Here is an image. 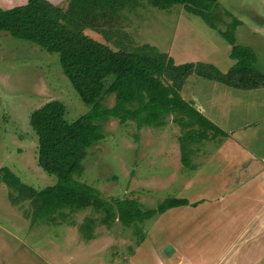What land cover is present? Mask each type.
I'll use <instances>...</instances> for the list:
<instances>
[{
  "label": "rangeland",
  "instance_id": "rangeland-1",
  "mask_svg": "<svg viewBox=\"0 0 264 264\" xmlns=\"http://www.w3.org/2000/svg\"><path fill=\"white\" fill-rule=\"evenodd\" d=\"M211 1L206 16L180 4L160 9L140 2L120 11L112 25L102 26L104 32L84 33L113 49L147 44L176 64L207 62L226 73L234 61L222 32L231 30L236 44L255 52L256 70L263 74L264 0ZM179 93L226 134L211 138L213 130L195 123L196 140L189 139L192 132L174 114L163 125L97 120L103 138L88 148L76 179L112 205L129 198L150 211L174 197L203 199L197 207H173L131 224L103 222L104 211L92 205L42 217L0 170V264H248L249 257L264 264V245L252 246L246 228L252 208L262 207L264 87L236 89L192 73ZM52 99L64 103L68 122L90 108L64 75L57 52L0 31V168H10L37 190L57 177L37 163L29 119ZM102 104L111 107L113 95H105ZM168 244L174 249L169 257L162 252Z\"/></svg>",
  "mask_w": 264,
  "mask_h": 264
},
{
  "label": "trees",
  "instance_id": "trees-1",
  "mask_svg": "<svg viewBox=\"0 0 264 264\" xmlns=\"http://www.w3.org/2000/svg\"><path fill=\"white\" fill-rule=\"evenodd\" d=\"M140 2L160 9L180 4L202 16L214 4L211 0H68L66 6H60L48 0H27L11 8H0V31L36 43L48 52H57L64 75L90 106L73 122L66 120V106L57 99L30 114V126L37 136V163L57 177L55 184L37 190L23 183L10 168H0L6 184L21 199L29 200L39 216L46 217L61 208L92 205L104 211L103 222L117 219L131 224L173 207L190 205L181 197L166 199L150 211L129 198L114 199L112 205L102 200L93 187L76 179L83 172L82 161L88 148L103 138L96 121L115 117L120 122L163 125L166 117L174 114L173 120L192 132L189 139L196 140L192 129L195 123L213 130L214 138L226 133L181 97L185 79L194 73L236 89L264 87V73L256 70L255 52L249 46L236 44L231 30L222 32L231 45L229 57L234 61L226 73L207 62L176 64L168 54L147 44L135 50L113 49L84 33L87 28L104 32L102 26L109 27L120 11L133 9ZM238 24L234 20L232 28ZM105 95H113L111 107L103 106ZM201 135L204 138L206 132ZM186 140L184 135L182 148Z\"/></svg>",
  "mask_w": 264,
  "mask_h": 264
},
{
  "label": "crops",
  "instance_id": "crops-1",
  "mask_svg": "<svg viewBox=\"0 0 264 264\" xmlns=\"http://www.w3.org/2000/svg\"><path fill=\"white\" fill-rule=\"evenodd\" d=\"M27 0H0V8L2 9H7V8H11L13 6L16 5H21L24 4ZM53 4H57L60 0H48ZM200 110H202L200 108ZM243 169H248L246 167H243ZM262 197L263 198H259V200L261 201V208H258V210L252 208V221L250 222V224L246 227L248 228L249 232H247V239H249V241L253 240L252 242V246L254 245H259L260 247L262 245H264V186H263V192H262ZM183 198V197H181ZM187 199V198H185ZM188 200V199H187ZM203 200V199H202ZM202 200H195V201H189L190 206L193 207H197V205H199ZM197 203V205H193ZM166 246V245H165ZM164 247H162L163 249ZM246 262L248 264H257L256 259L255 258H248L246 260ZM242 264V262H238L236 260L233 261L232 264ZM176 264H180V261H177Z\"/></svg>",
  "mask_w": 264,
  "mask_h": 264
},
{
  "label": "water",
  "instance_id": "water-1",
  "mask_svg": "<svg viewBox=\"0 0 264 264\" xmlns=\"http://www.w3.org/2000/svg\"><path fill=\"white\" fill-rule=\"evenodd\" d=\"M162 252L165 256L169 257L174 252V249L172 248L171 245L168 244L164 246V248L162 249Z\"/></svg>",
  "mask_w": 264,
  "mask_h": 264
}]
</instances>
